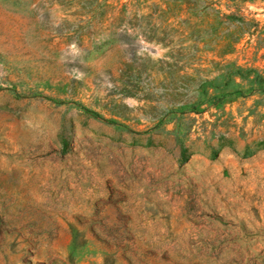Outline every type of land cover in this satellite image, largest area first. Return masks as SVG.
I'll list each match as a JSON object with an SVG mask.
<instances>
[{"label":"rangeland","instance_id":"obj_1","mask_svg":"<svg viewBox=\"0 0 264 264\" xmlns=\"http://www.w3.org/2000/svg\"><path fill=\"white\" fill-rule=\"evenodd\" d=\"M0 264H264V0H0Z\"/></svg>","mask_w":264,"mask_h":264},{"label":"trees","instance_id":"obj_2","mask_svg":"<svg viewBox=\"0 0 264 264\" xmlns=\"http://www.w3.org/2000/svg\"><path fill=\"white\" fill-rule=\"evenodd\" d=\"M199 103H195L194 105H192L193 107L192 108H195L196 105H198Z\"/></svg>","mask_w":264,"mask_h":264}]
</instances>
